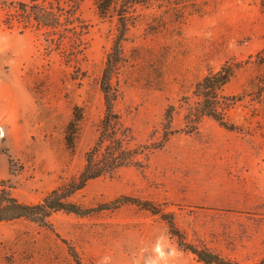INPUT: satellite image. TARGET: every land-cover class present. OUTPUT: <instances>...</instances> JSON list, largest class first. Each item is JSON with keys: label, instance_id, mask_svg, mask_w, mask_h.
<instances>
[{"label": "rangeland", "instance_id": "374dc122", "mask_svg": "<svg viewBox=\"0 0 264 264\" xmlns=\"http://www.w3.org/2000/svg\"><path fill=\"white\" fill-rule=\"evenodd\" d=\"M38 1L63 9L62 23L45 27L0 3V189L36 203L80 172L104 115L99 80L123 15L113 110L142 167L89 180L71 200L95 207L128 196L158 212L124 203L86 216L53 212L51 228L1 221L0 264H76L70 249L80 264H204L161 214L185 243L240 264L263 262L264 101L227 109L237 131L190 109L204 75L264 45V0H112L105 16L96 0ZM255 72L242 64L222 95H241ZM76 107L82 118L68 148Z\"/></svg>", "mask_w": 264, "mask_h": 264}, {"label": "trees", "instance_id": "16d2710c", "mask_svg": "<svg viewBox=\"0 0 264 264\" xmlns=\"http://www.w3.org/2000/svg\"><path fill=\"white\" fill-rule=\"evenodd\" d=\"M125 1L130 6L143 3L141 0ZM0 3L13 6L19 12L28 14L37 24L45 27L53 28L60 25L62 23L61 18L64 16L63 9L53 7L52 4H46L43 1L18 0L6 3V0H0ZM95 4L99 15L105 16L112 4V0H96ZM122 18L123 15L118 17L119 31L112 50L107 55L99 80V87L104 97V115L100 121L97 139L85 154V163L82 169L76 176L64 180L58 186L51 189L36 203L20 202L6 187L2 186L0 189V222L23 218L38 225L51 228L49 217L53 212L65 211L77 216H86L95 211L118 207L124 203L137 204L152 213L158 212L149 202L128 196H122L95 207H84L71 200V196L81 190L89 180L104 175L113 176L120 167L124 166L142 167L139 151L128 144V129L122 125L119 116L113 110L115 96L111 89L110 74L121 60L120 42L125 34V25ZM242 64H249L256 70L255 74L248 81L245 91L241 95L223 96V87L242 67ZM194 96L197 101L192 109H190V112H192L191 114L195 118L205 115L228 131L241 130L238 125L226 118L225 113L232 104L245 98L254 103H262L264 101V45L254 54L249 55L245 62L224 63L216 71L204 75L195 84ZM81 118L82 112L76 107L72 118L68 121L65 128L64 140L68 148H73L76 127ZM160 216L166 220L172 234L178 236L179 245L184 250L194 254L202 263L240 264L206 248L185 243L181 233L175 229L173 219L166 214H161ZM70 254L76 264H80L79 258L73 249H70ZM256 264H264V261Z\"/></svg>", "mask_w": 264, "mask_h": 264}]
</instances>
